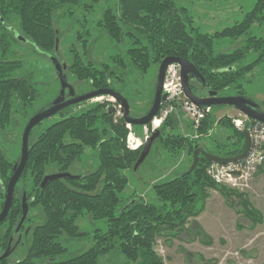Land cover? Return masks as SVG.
<instances>
[{
	"label": "trees",
	"instance_id": "1",
	"mask_svg": "<svg viewBox=\"0 0 264 264\" xmlns=\"http://www.w3.org/2000/svg\"><path fill=\"white\" fill-rule=\"evenodd\" d=\"M102 1L0 0L1 206L6 195L1 186L7 187L14 166L19 163L11 159L4 147L2 133L13 125L15 116L29 121L35 115L31 117L30 110L39 97L36 84L22 74L23 62L7 59L13 54L12 42L20 40L18 35L28 40L36 51L49 57L56 54V41L60 39L58 19L67 16L81 29H86L84 33H76L75 42L69 49L71 63L67 65L66 75L80 85H87L89 92L113 89L127 94L131 78L133 85L138 84L153 66H160L167 57H175L189 60L198 69L208 84L204 90L224 97V93L236 89L237 96L246 97L243 82H251L247 76L256 67L263 65L264 68V39L252 33L256 23L264 26V0H258L241 22L213 35L204 34L195 26L189 10L178 7L179 0L111 2L100 11L96 25L112 47L120 52L98 64L92 57L88 16H76V11L92 14ZM8 23L16 24V29L7 26ZM221 39H243L242 47L231 52H216L215 44ZM252 53L257 54L256 61L246 64ZM191 88L197 94L194 83ZM257 104L264 112V105ZM51 105L50 102L45 109ZM112 106L105 100L93 102L37 135L32 131L26 167L17 184L10 212L0 225V264H164L154 247L157 232L163 227L182 228L188 220L202 214L209 189L217 185L207 175L210 162L203 157L192 173H188L189 169L172 180L155 184L154 200L124 198L129 184L128 172L134 173L142 148H128L124 117L115 119V111L110 112ZM68 111L69 108L60 114L65 115ZM175 123L172 116L163 122L160 137L153 147L157 145L172 155L184 151L193 155L197 148L213 154L214 142L201 144L200 141L216 134V127L221 126L228 130L231 135L227 139L233 142L226 146L215 145L214 149L221 154L213 155L233 158L244 151V132L235 129L229 117L221 118L217 125L211 113L198 129L201 139L197 141L174 133ZM88 150L98 159L94 171L76 174L74 176L80 178L74 180H54L41 188L46 175L71 174L74 168L84 164ZM138 173L139 170L136 176ZM221 192L237 213L243 214L253 225L261 222L260 213L252 207L247 196L233 190L223 189ZM24 195L29 213L32 209L40 212L32 217L28 214L17 231L23 216ZM83 217L93 223L105 222L106 228L95 229L92 235L80 230L77 222ZM38 219L42 221L37 222ZM90 236L93 238L91 248L64 259L70 251L69 242ZM19 237L22 241L13 254L20 246L27 245L23 258L13 261L12 254L2 259L11 241H17Z\"/></svg>",
	"mask_w": 264,
	"mask_h": 264
},
{
	"label": "rangeland",
	"instance_id": "2",
	"mask_svg": "<svg viewBox=\"0 0 264 264\" xmlns=\"http://www.w3.org/2000/svg\"><path fill=\"white\" fill-rule=\"evenodd\" d=\"M111 2L114 4L118 0H103L95 6L92 14L87 15L82 10L76 11V16H88L89 25L87 24V30H90L92 34V57L98 64L106 62L109 57L120 52V49L112 47L111 42L96 25L100 18V11L109 6ZM257 2L258 0H179L177 5L178 7H186L189 10V15L193 17L195 26L202 33L213 35L216 32L232 27L237 22H241ZM9 25L16 29L14 28L16 24L8 23L7 26ZM58 30L60 32L58 51L53 56L61 63L69 65L71 63L69 49L75 42L76 33H84L86 29H81L77 24H74V20L65 16L62 19H58ZM252 33L255 37L264 39V26L256 23L252 27ZM1 34L2 32L0 31V38ZM242 42L243 39L238 41L221 39L216 42L215 50L216 52H231L238 47H242ZM11 50L13 54L9 55L7 59L22 61L24 65L22 74L30 78L39 91V97L30 110L32 117L34 114L44 111L48 104L52 103L60 94V81L50 58L53 56L47 57L36 51L28 40L12 42ZM1 56L2 51L0 50ZM256 59L257 54L252 53L245 63L250 64ZM158 69L159 66H153L138 84L133 85L132 82L134 80L131 78V85L127 94H122L130 100L133 116L142 117L151 109L155 97ZM247 80H251V82H243V90L246 97L264 105L263 65L256 67L247 76ZM68 82L73 87L75 86L79 95L90 93L87 85H80L70 78ZM200 93L202 97L208 96L206 91H200ZM237 95L238 90L236 89H231L224 93V96ZM101 101L104 100L86 101L69 107L67 114L61 115L59 113L44 120L34 129V135L67 117L70 113H79L87 108L89 104ZM108 103L112 106L114 102L108 101ZM162 107L163 111L173 108L165 120L169 116L175 119L177 128L174 133L194 141L201 139L200 130H196L191 121L188 120L180 100L175 99L163 104ZM212 115L217 125L218 121L223 117H229L232 119V123L237 119L245 120L243 114L230 106H216L213 108ZM158 119H160V115ZM28 122L22 117L15 116L13 125L2 133L1 137L4 147L8 150L13 161H20L22 136ZM234 128L237 129L235 125ZM132 129V133L137 138L142 137L144 134V129L141 127L137 129L133 127ZM167 131L169 132V128ZM215 131L216 134L200 142L201 144H210L213 141V149L211 151L213 154L219 155L221 153L219 150L214 149L215 145H231L233 141L230 142L231 139H227V136L231 135L227 129L217 126ZM129 133L128 131V135ZM87 155L88 159L85 160L84 164L71 171L72 175L84 174L97 168L98 159L94 156V153L88 150ZM193 155L188 151L172 155L167 150L159 149L155 145L149 157L140 167L137 176L135 173L128 172L129 184L123 194L124 198L143 197L146 201L154 200L156 195L153 186L172 180L175 176L189 170L194 162ZM218 185L209 189V198L202 214L188 220L182 228L169 229L163 227L157 232L154 247L164 264H264V165L257 170L249 187L244 190H234ZM223 189L233 190L240 195L247 196V200L252 207L260 213L261 222L253 225L243 214L237 213L221 192ZM39 212V209H32L29 215L32 217V215H38ZM41 221V219L37 220V222ZM77 224L80 230L86 231L91 235L95 229L106 228L105 222L93 223L89 222L85 217L80 218ZM92 246V236L88 239L71 241L68 244L70 251L64 259L80 255ZM27 250V245L20 246L17 252L12 255L11 260L22 259Z\"/></svg>",
	"mask_w": 264,
	"mask_h": 264
},
{
	"label": "water",
	"instance_id": "3",
	"mask_svg": "<svg viewBox=\"0 0 264 264\" xmlns=\"http://www.w3.org/2000/svg\"><path fill=\"white\" fill-rule=\"evenodd\" d=\"M20 40H24L22 37H19ZM59 40L56 41L55 52L58 51ZM51 61L56 69L59 81H60V94L58 97L52 102L51 107L35 114L26 125L22 136V147H21V157L18 164L14 166L13 174L9 180L7 187L1 186L6 191L5 201L3 206L0 205V225L7 218L10 209L14 202V196L17 184L19 183L23 171L26 167L29 152H30V136L32 131L41 124L44 120L49 119L65 109L80 104L82 102L94 100L101 97H110L113 98L118 105H121L124 112V120L126 124H131L132 126H140L144 127L149 125L160 113L162 105L166 102L167 95L163 94V86L165 83L166 72L169 66L173 64H177L181 68V78H182V86L185 97L197 107H210L214 108L216 106H230L241 114L249 118L250 120L261 122L264 124V112L260 109V106L254 102L253 100L245 97V96H218L217 92H208L207 97H200L196 95L192 88L191 83H193V79H196L203 89H205L208 84L203 77V75L198 71V69L187 59L175 58V57H167L160 64L158 69V78L156 83V91L153 104L149 112L142 117H135L132 115L131 106L127 98H125L121 93L113 90V89H103L94 92H90L85 95L77 96L75 89L72 85L69 84L68 78L66 75L67 65L65 63H61L56 57H51ZM68 91L69 100H66V92ZM115 111V107L110 108V112L113 113ZM160 130L158 129L148 142L142 147V152L140 158L138 159L135 167L134 173L136 174L146 159L149 157L152 147L155 141L160 137ZM245 139V148L242 154L233 158H223L209 153L204 148H197L194 152L193 158L194 162L188 173H192L200 164L201 157L205 158L209 162L220 163V164H228L233 162H239L244 159L249 153L251 147V140L248 132H244ZM80 176H74L70 173H60V174H50L46 175L42 181L41 188L46 187L50 182L54 180L61 179H78ZM22 209L23 216L19 223L17 231H19L26 218L29 214V204L27 202V198L24 195L22 201ZM28 230L26 231V234ZM13 253V249L9 246L7 251L1 257L2 259L8 258Z\"/></svg>",
	"mask_w": 264,
	"mask_h": 264
},
{
	"label": "built area",
	"instance_id": "4",
	"mask_svg": "<svg viewBox=\"0 0 264 264\" xmlns=\"http://www.w3.org/2000/svg\"><path fill=\"white\" fill-rule=\"evenodd\" d=\"M163 94L167 95L165 103L180 100L182 108L191 121L193 127L198 130L203 120H205L212 112L213 108L210 107H197L191 103L184 95L181 68L177 64L169 66L166 72L165 83L163 86ZM111 101L115 107V119L124 117L123 108L118 105L116 101L110 97H101L94 99ZM164 103V104H165ZM163 106V105H162ZM163 108V107H162ZM161 111L158 116L147 126H144V134L142 137L137 138L133 131L131 124H126L130 132L127 137V145L131 150H136V147L142 148L148 140L155 133L168 115L173 110ZM244 116V115H243ZM245 120L237 119L233 123L238 131L248 132L251 140V147L247 156L239 162L228 164L213 163L206 168L207 175L216 184L229 187L234 190H244L248 188L257 170L264 165V124L261 122L253 121L247 118Z\"/></svg>",
	"mask_w": 264,
	"mask_h": 264
},
{
	"label": "flooded vegetation",
	"instance_id": "5",
	"mask_svg": "<svg viewBox=\"0 0 264 264\" xmlns=\"http://www.w3.org/2000/svg\"><path fill=\"white\" fill-rule=\"evenodd\" d=\"M192 81H193L194 85H196V91H197V94H196V95L202 97L200 91H201V92L206 91V93H207V95H208V92H210V90H204V89L202 88V86L200 85V83H199L196 79H193ZM75 92H76V95H77V96H80V95L77 93L76 89H75ZM69 99H70V97H68V91H67V92H66V100H69ZM131 108H132V106H131ZM139 148H140V146H139ZM139 148H138V149H139ZM27 230H28V233H29V229H27ZM27 230H26V231H27ZM28 233H27V234H28ZM21 241H22V238H21V237H19V239H18L17 241H14V242L11 241V245H10V247L13 249V252L15 251L17 245H18L19 243H21ZM8 248H9V247H8ZM12 254H13V253H12ZM12 254H11V255H12Z\"/></svg>",
	"mask_w": 264,
	"mask_h": 264
},
{
	"label": "bare ground",
	"instance_id": "6",
	"mask_svg": "<svg viewBox=\"0 0 264 264\" xmlns=\"http://www.w3.org/2000/svg\"><path fill=\"white\" fill-rule=\"evenodd\" d=\"M138 148H139V146H138V147H136V150H138Z\"/></svg>",
	"mask_w": 264,
	"mask_h": 264
}]
</instances>
